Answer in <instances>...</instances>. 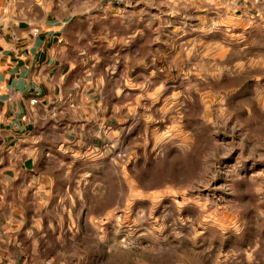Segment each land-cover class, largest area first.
<instances>
[{
    "label": "rangeland",
    "instance_id": "rangeland-1",
    "mask_svg": "<svg viewBox=\"0 0 264 264\" xmlns=\"http://www.w3.org/2000/svg\"><path fill=\"white\" fill-rule=\"evenodd\" d=\"M76 8L110 138L53 173L31 261L264 264V0Z\"/></svg>",
    "mask_w": 264,
    "mask_h": 264
},
{
    "label": "crops",
    "instance_id": "crops-1",
    "mask_svg": "<svg viewBox=\"0 0 264 264\" xmlns=\"http://www.w3.org/2000/svg\"><path fill=\"white\" fill-rule=\"evenodd\" d=\"M77 1L0 0V264H37L29 226L53 173L110 138L92 45L72 35L95 29V14Z\"/></svg>",
    "mask_w": 264,
    "mask_h": 264
},
{
    "label": "built area",
    "instance_id": "built-area-1",
    "mask_svg": "<svg viewBox=\"0 0 264 264\" xmlns=\"http://www.w3.org/2000/svg\"><path fill=\"white\" fill-rule=\"evenodd\" d=\"M32 103H35L36 102V98H34V99H32V101H31Z\"/></svg>",
    "mask_w": 264,
    "mask_h": 264
}]
</instances>
